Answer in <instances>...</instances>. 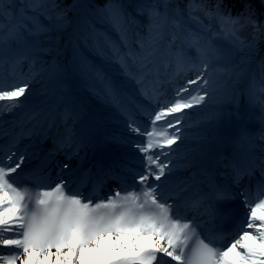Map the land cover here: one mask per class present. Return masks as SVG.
<instances>
[{
  "label": "snow or ice",
  "instance_id": "6c2138e0",
  "mask_svg": "<svg viewBox=\"0 0 264 264\" xmlns=\"http://www.w3.org/2000/svg\"><path fill=\"white\" fill-rule=\"evenodd\" d=\"M164 11L153 5L149 12L148 32L138 36L132 47L127 32L124 13L114 4L106 6L104 15L119 42L105 40L111 57L119 64L126 78L132 80L139 88L141 96L150 103L159 104L160 79L156 64L158 37L161 24L157 18L168 19V0H162ZM39 0H29V7L35 11ZM14 0H0V17L7 12L11 17ZM222 0H217L215 8L196 5L190 0L187 10L189 16L201 24V32H189L186 39L188 47L194 48L197 58L203 63V70L198 66V74L186 79L181 86L173 88V95L158 110L146 111L149 125L142 130L135 126L130 116V129L142 134L145 142L136 145L142 154V171L134 173L135 187L139 191H128L121 195L101 200L93 205L91 197L81 199L76 191L66 194L63 182L42 185L45 190L35 193L34 197L27 189L17 186L12 174L21 169L23 156L5 153L0 149V251L8 250L10 254L0 255V264H45L55 249V264H264V187H260L254 199H248L245 193L244 203L248 206L245 219L240 222L238 239H235L223 251L205 242L197 232L195 219L189 220L175 211L174 204L164 197V185L172 173L175 159L174 145L181 141V128L185 110L205 102L208 96L206 71L213 59L221 57L216 41H228L234 47L251 49L261 36L264 25L247 12L250 7L243 5L245 11L235 16L231 11L222 10ZM202 11L210 20L215 18L217 28L204 26L199 17L192 16L193 11ZM177 15L179 11L173 9ZM58 19H60L58 17ZM27 20V17H25ZM172 23L179 27L177 21ZM248 25L252 26L251 41L242 39L238 33ZM27 29L23 21L9 32L15 37L20 29ZM3 25H0L2 32ZM44 31L43 25L32 34ZM0 35V43H3ZM124 84L108 80L105 83V96L110 102L120 106L123 100ZM29 90V82L6 85L0 78V115L7 107L11 113L22 107L20 98ZM237 111L229 112V117L236 116ZM47 115L42 110L33 111L27 122H33L34 130L47 122ZM164 124L159 127L158 122ZM150 128V130H149ZM172 129V131H169ZM264 169V161L261 162ZM164 178V179H162ZM218 198L227 200L225 192L218 193ZM87 200V202H85ZM246 224V227H245ZM10 236L12 238H3ZM36 256L33 260V256Z\"/></svg>",
  "mask_w": 264,
  "mask_h": 264
},
{
  "label": "bare ground",
  "instance_id": "6f19581e",
  "mask_svg": "<svg viewBox=\"0 0 264 264\" xmlns=\"http://www.w3.org/2000/svg\"><path fill=\"white\" fill-rule=\"evenodd\" d=\"M128 1L132 4L130 7H133L134 9L135 7L141 8L143 3V0ZM128 9L129 8L126 6L122 12L127 21L126 27L129 39L132 42V47L138 50V45H136L135 41L138 36H145L143 32L145 27L141 26L143 18L139 17L140 15H137L138 17L131 15ZM80 14L83 15L84 18H87L89 15L86 10L81 8V3L78 2L75 16L70 23L69 28L64 32H59L58 37H56V46L58 49L56 66L53 73L43 80V82L49 86V90L43 93L37 101H28L26 99V93L25 96L20 98L24 101L23 106L19 107L18 110L9 117L4 118V122L7 123L6 126L8 129L4 130L0 128V135L3 136L1 138L0 149L5 153H16L17 156L24 157L21 169H18L16 173L12 174V180L17 186L24 189L26 179H31L33 183L32 194L34 195L38 191L45 190L41 187L42 185L51 184V186H54L57 183L56 180L59 176L63 178V181L61 182L66 186V194L76 192L75 188H77V186H82L86 183L85 173L89 162L91 160L94 163L98 161L97 153H102L104 156L113 155L120 159L112 161L116 162L119 166L123 165L126 168L125 175L132 174V177L128 176V178H131L129 181L130 183L136 178L134 173H139L143 170L142 154L137 151L135 146L144 143L145 137L142 134H136L131 131L129 117L131 116L135 120L136 117H134V114L139 111V107L140 109H143V111L158 110L159 105H162L173 95V91H171V93L167 91L163 95L160 94L159 104H156L155 102H147V106H143L142 103L138 102L134 105L136 101V97L134 96L136 95L138 98L141 96L139 88L135 91L130 90V79L125 77L119 64L111 57L109 49L105 46V43L102 42L101 46L103 53H105L106 56H109V59L99 58L101 68L108 74L109 80L124 84L123 100H125V102L120 106L110 102L105 96V88L99 86L94 79L87 77L79 64L76 62L74 63L69 58L70 40L75 37L81 43L80 39H78L77 31L82 24L79 22V17L76 18ZM139 14L145 16V13L141 12ZM103 19H105V21L100 26L94 25L92 22L85 19L87 20L85 26L92 31L99 32L101 30L107 32L108 35H111L112 40L119 42V37L117 36V33L113 31L107 18L103 17ZM160 24L162 26L159 30L157 44L158 51L156 54V64L158 69L161 62L167 60L162 52V45L167 41V33L165 31V26L163 25V19H161ZM8 37L9 33L5 35L3 41H6ZM256 43L259 49L258 55L253 61H251V63L237 67L233 73V88L223 90L221 93L213 92L212 86L210 85V76L208 73L205 74L208 80V96L206 97L205 106L196 105L192 109L185 110L186 114L184 115L182 124L177 125V127L181 128L182 139L177 142V145L173 146L175 149V152L173 153L175 159L172 162L174 168L164 185L163 195L164 197L169 198L167 201L168 203L174 204L175 206L177 200H179L180 196H183L186 191H190L194 187L201 188L202 186H207L209 192L213 193L212 198L206 199L211 205L209 213L204 215L200 211H197L192 216L189 214L180 215L186 216L189 220L194 218L195 222L201 223L204 232H207L208 237H213L216 234H219V221L223 218L221 213L223 207H220V200L217 195H214L218 191L220 183L225 179L226 183L232 187L238 185L239 179H242L240 167L242 166L245 168V164L251 162L249 172L250 170H253L252 165H254V160H251L249 156L251 155V158L253 159L258 150L254 149L255 152L247 150L248 152L245 154L248 156V160H225V165L223 167L227 168V171L231 170L232 172L231 174L226 175L222 173V175L217 178V175L220 172L221 159L226 155L234 154L233 145L239 146L238 143L240 141L245 147H256L251 141L252 138L249 133V130L254 125L252 124V120L256 119L260 121L261 126L264 127V119H260L258 115L250 113L243 105V102L246 99V86L249 78L246 71L241 72V70L251 69L256 63L257 58L259 59L261 56L264 58V36H261ZM7 45L0 44V49ZM19 53L20 51H16L10 56H0V62L6 59H12ZM175 55L170 58L174 57V59H172L174 61H180L181 59L184 66L191 64L194 65V63L199 64V62L195 60L196 57L193 54H189L192 58H178L180 55L177 54V59H175ZM170 58L168 57V59ZM35 73L38 75V79H40V76L43 74L41 67H38ZM190 74L191 71H188L186 76L178 81L176 85L179 84L182 86L186 82V79H192L195 77L190 76ZM171 86H174L173 82ZM33 87L35 89L41 88V86L38 85H33ZM237 104L239 105L238 111L241 117L240 119H237L236 116L229 117L227 115L229 112L237 111ZM37 110H42L47 115V122L32 131H29V129L33 128V122H28L24 131L21 132L23 122L33 111ZM203 114L211 115L209 122L203 124L196 123L197 118ZM140 117L141 115L139 118ZM144 117L147 120V123L143 124V127L149 125L147 115ZM62 120H65V125H68L61 126ZM138 123L139 122L135 120V126H140ZM163 124L164 122L161 121L158 122L157 126L159 127ZM45 126H49V129L45 130ZM60 127H64L63 132L57 130ZM169 131H172V129ZM259 131L264 133V131ZM57 134H60L63 137L64 146L68 145L70 143L69 141H72L75 145L73 149L74 151L72 150L73 152H68L69 155L64 154L63 156L67 155L68 158L63 160V162L59 160V166H56L54 174L51 175L54 178L40 180L42 174L48 170V163L51 160L58 158V156L63 158L61 155L62 153L59 152V148H55L56 143L59 141H54L55 139H58ZM63 149L65 148L62 147L60 150ZM59 162L56 161L55 163ZM232 166L233 168H230ZM95 167L96 166L92 169L91 180H89L82 196L87 191L93 190L92 180L97 177L95 174L97 168ZM110 168L111 165H108L107 170H112ZM256 168L259 169L260 165L256 166ZM127 171H129V174ZM109 179L111 180L113 190L106 191V189H102L100 197L95 200L93 205L101 202V200H106L109 196H114L115 192L118 190L121 195H126L128 191L140 190L139 188H133L132 186H122V184L114 178L109 177ZM262 183H264V173L261 179V184ZM263 185L264 184L260 185V187H263ZM242 187H244V184ZM247 189L248 184L247 187L245 186L244 188L245 192L240 190L237 194L234 193L235 190L232 192L235 200L237 199L239 207L245 200V193H247L248 197L254 196V194L249 193ZM172 195L175 196L170 198ZM174 210H178L177 206H175ZM243 212V209H239L238 219H241L240 221L245 219V212L244 214ZM3 238L12 237L5 236ZM51 253H53V255H49L45 264H55L54 248L51 249ZM8 254H10L8 250L0 251V255ZM35 258L36 256L34 254L33 260H35ZM17 264H20V262L17 261Z\"/></svg>",
  "mask_w": 264,
  "mask_h": 264
},
{
  "label": "rangeland",
  "instance_id": "374dc122",
  "mask_svg": "<svg viewBox=\"0 0 264 264\" xmlns=\"http://www.w3.org/2000/svg\"><path fill=\"white\" fill-rule=\"evenodd\" d=\"M78 2L81 3V8L86 10L89 15L87 18H84V16L81 14L76 17H79V22H81L82 24L77 31L78 39H80L81 43L77 40V38L73 37V39L70 40V51L68 55L74 63L76 62L79 64L87 77L94 79L99 86L105 88V83L109 80V76L105 72V70L100 68L101 65L99 63V58L109 59V56H106L105 53H103L102 47L100 48L97 45L96 39H98V36L96 37L94 35L95 33L92 34L91 32H89L90 30L85 26V24L88 20L94 25H102L105 21V19H103V17H105L103 10L106 6L100 7V5H95L94 8L91 9L87 0H39L38 7H36L35 11H33L29 7V0H14V7H12L11 9L14 15L10 17L6 12L3 17H0V25H3V29L2 32H0V35H2L4 38L7 33L15 30V25L21 23L22 21L27 24V29L21 28L19 33H17L14 38L9 36L6 41L4 40L3 43H0L2 45L10 44L0 49V56L2 57L8 55L10 56L12 53L20 51V53L14 58L9 60L6 59L0 62V78H2L3 82L6 85L19 83L21 86H23L24 82H29V90L26 94V99L28 101H37L43 95V93L49 90V86L46 85L43 80L53 73L56 66V55L58 53V49L56 46V37H58L59 32H64L69 28V25L75 16ZM125 2L129 1L122 0L121 5L119 6L121 11L123 10V6H125ZM144 2L145 1L143 0L142 4H145ZM184 3L185 1L183 2L182 0H168V19L164 21L163 24L165 26V31L168 34L167 42L163 45V49L165 50V52L166 49L169 48V53L164 52L167 60L168 57L172 56L170 52H172L173 50V43L176 40V37L179 38V43L177 45L178 52H190L197 54L194 48L188 47L185 38L187 37L189 32H201V24L189 16L185 6L183 5ZM216 3L217 2L215 1V4ZM159 4V11L163 12L164 8L162 0H160ZM129 5L131 6L132 4L130 3ZM150 7L151 5H149V7L141 5L140 12L148 14ZM132 9L138 13L136 8L134 9L132 7ZM173 9L178 10L180 14L177 15L176 12L173 11ZM180 10H182V14L185 16L184 19L181 16ZM249 13H251L254 19H256L261 25L264 24V11H262L261 14L260 12ZM201 15H204L202 11L192 12V16L199 17V21H201L204 26L211 25V27L214 28L213 30L217 28V21L215 18L210 20L204 15L207 19L204 22V19ZM25 17H27V20H25ZM58 17L60 19H58ZM139 17H142L144 19V26L146 25V23L149 24V14L147 16H143L141 14V16ZM201 18L203 19V21L201 20ZM161 19L162 18H157V23H160ZM173 20L178 22L179 27H176L172 23ZM191 23L193 24V26H195V29H193L192 31L188 30V27ZM41 25H43L44 31L38 35L32 34V30L39 28ZM147 25L143 30L145 36L148 32ZM141 26H143V24ZM252 32V26L248 25L247 27L243 28L238 33V35H240L241 38L244 35H247V37L242 38L247 42L251 41ZM105 40H112L111 35H103L102 41L104 43ZM94 41H96V45ZM216 44L220 48L221 57L219 59H213L209 63L208 74L210 76V85L212 86L213 92L221 93L223 90H229L234 87L233 73L238 66L251 63V61H253L258 55L259 49L257 47V43L254 44L251 49L247 47H234L231 43L222 39H218L216 41ZM167 60L162 63V66H160V75L162 76L168 73L167 71L169 68H167V65L169 62ZM256 60V63L251 69L241 70V72L246 71L249 78L246 86V99L244 100L243 105L249 110L250 113L258 115L260 119H264V58L261 56ZM38 67H41L43 71L40 79H38V75H36L35 73ZM200 69H203V63ZM197 74L198 72L196 71L193 76H196ZM33 85L41 86V88L35 89ZM135 86L136 85L133 81L129 82L131 91L135 90ZM205 103L206 100L203 104H201V106L204 107ZM17 110L18 108L9 113L7 107L3 108V114L0 115V128L4 130L8 129V127L6 126L7 123L4 122V118L9 117ZM209 119H211L210 114H203L197 118L196 123H208ZM27 121L28 118L23 122L21 132L24 131L25 127L27 126ZM252 124H254L253 126H256V128L261 125L260 121L256 119L252 120ZM44 129L48 130L49 126H45ZM2 137L3 136L0 135V143L2 141ZM257 140L261 141L262 138H258ZM260 154L262 155L261 157H263L264 145L261 146ZM259 161L261 166V162L264 161V159L262 158ZM253 173L254 174L252 175V181H250L252 187H250L249 189L250 191L256 192L260 188L256 185L262 173L259 174L257 169H255ZM62 180L63 179L60 178L59 180L57 179L56 182L59 183ZM255 197L256 194L252 199H254ZM244 205L247 207L246 204ZM240 234L241 233L238 232L236 236L231 240V243L236 238H239Z\"/></svg>",
  "mask_w": 264,
  "mask_h": 264
},
{
  "label": "trees",
  "instance_id": "16d2710c",
  "mask_svg": "<svg viewBox=\"0 0 264 264\" xmlns=\"http://www.w3.org/2000/svg\"><path fill=\"white\" fill-rule=\"evenodd\" d=\"M151 2V8L153 5H157L158 9H160V0H149ZM216 0H194V3L196 5H204L209 8H213ZM118 0H88V3L91 7H94L95 5H110V4H116ZM187 4H189L190 0H185ZM159 4V5H158ZM247 4L250 7L247 9L249 12H260L264 11V0H223L222 1V10L227 12L231 11L232 15L235 16L238 12L245 11L243 8V5ZM198 12V11H193ZM202 16V15H201ZM202 18L204 19V22L206 17L203 15ZM201 20L203 21V19ZM247 37V35H244L242 38Z\"/></svg>",
  "mask_w": 264,
  "mask_h": 264
}]
</instances>
